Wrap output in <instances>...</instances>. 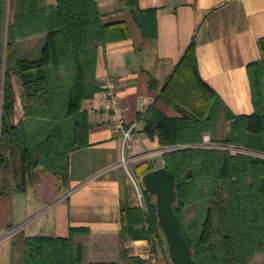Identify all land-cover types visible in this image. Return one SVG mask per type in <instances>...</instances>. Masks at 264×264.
<instances>
[{
  "label": "trees",
  "instance_id": "1",
  "mask_svg": "<svg viewBox=\"0 0 264 264\" xmlns=\"http://www.w3.org/2000/svg\"><path fill=\"white\" fill-rule=\"evenodd\" d=\"M119 2L137 9V0ZM10 6L7 19V1L0 0V196L25 193L38 169L64 175L68 155L89 145L83 102L99 90L98 48L130 37L125 22H103L95 0H10ZM131 12L142 36H154L147 20L152 11ZM261 51V61L248 68L253 114L233 115L200 79L192 42L157 96L182 116L166 117L153 106L137 115L144 116L142 132L149 139L174 149L163 154L161 166L175 178L174 211L201 264H249L264 251V158L203 147L208 136L212 145L264 153V41ZM13 77L21 87L17 124ZM161 166L138 165L134 176ZM143 200L145 210L122 209L121 219L128 215L151 242L165 246L155 200L144 188ZM190 210L195 216L188 224ZM87 233L71 228L67 238H24L22 264H80L82 248L73 239Z\"/></svg>",
  "mask_w": 264,
  "mask_h": 264
},
{
  "label": "crops",
  "instance_id": "2",
  "mask_svg": "<svg viewBox=\"0 0 264 264\" xmlns=\"http://www.w3.org/2000/svg\"><path fill=\"white\" fill-rule=\"evenodd\" d=\"M95 2L103 22H125L130 37L98 48L99 90L83 102L91 125L89 145L68 155L64 175L38 169L25 193L0 196V264H22V256L14 259L6 245L14 234H20V242L37 236L67 238L71 228L88 230L73 239L83 250L80 264H143L140 256L151 247L156 248L161 264H169L166 247H156L144 226L133 224L128 215L123 222L121 211L145 210L144 187L134 176V168L151 162L160 148L168 149L142 132L144 116L138 119L137 115L153 106L166 117L182 116L157 96L192 42L200 79L226 109L236 116L254 112L248 68L263 58L264 0H137V9L122 8L119 0ZM138 10L152 11L147 20L154 36H142L131 12ZM6 11L12 14L10 0ZM15 78L17 124L23 112L21 87ZM107 78L117 85L126 127H135L125 164L121 162L120 136L113 131L105 110ZM134 182L142 192L141 200ZM14 188L12 184L10 189Z\"/></svg>",
  "mask_w": 264,
  "mask_h": 264
},
{
  "label": "water",
  "instance_id": "3",
  "mask_svg": "<svg viewBox=\"0 0 264 264\" xmlns=\"http://www.w3.org/2000/svg\"><path fill=\"white\" fill-rule=\"evenodd\" d=\"M141 181L144 190L155 200L158 228L164 238L170 264H201L193 258V252L174 211L177 195L173 174L161 166L145 173Z\"/></svg>",
  "mask_w": 264,
  "mask_h": 264
},
{
  "label": "built area",
  "instance_id": "4",
  "mask_svg": "<svg viewBox=\"0 0 264 264\" xmlns=\"http://www.w3.org/2000/svg\"><path fill=\"white\" fill-rule=\"evenodd\" d=\"M104 88H105V110L109 113L110 116V125L113 131L120 136L121 139V156H122V163L125 164L126 156L125 154L127 151L132 147V140H133V132L135 127L130 126L126 127L125 122V112L121 106L119 96L116 92L117 85L116 83L107 78L104 81ZM134 185L138 191V199H142V192L139 189V186L136 182ZM156 247H158V241H154ZM140 260L143 264H161L159 255L157 254L156 248H150L140 256Z\"/></svg>",
  "mask_w": 264,
  "mask_h": 264
},
{
  "label": "rangeland",
  "instance_id": "5",
  "mask_svg": "<svg viewBox=\"0 0 264 264\" xmlns=\"http://www.w3.org/2000/svg\"><path fill=\"white\" fill-rule=\"evenodd\" d=\"M7 1H8L7 3H9V0H7ZM48 2L51 4L52 1H48ZM10 17H11V13H10V11H7V19L8 18L10 19ZM2 55H3V58H5V41L3 42V45H2ZM18 91H20V90H18ZM0 92H1V84H0ZM0 100H1V93H0ZM203 147L204 148H211V149H218V150H228L233 155H235L237 153H240V154H245V155H251V156L264 158V153L253 151V150L246 149V148H234V147H231V148L228 147L227 148V147H223V146L212 145V144H210L209 138L207 136L205 137ZM172 150H174V149H172ZM172 150L169 149V148L167 150H163V149L160 148L156 152V154L152 157L153 159H151V162L153 164H155L156 166L163 165V154L169 153ZM127 153H128V151H127ZM187 214H188L187 215V221H188L187 223L189 224V222L194 219L195 214H194L193 210L187 211ZM14 229H15V227H13L10 231H13ZM20 237H21L20 234L16 233L10 238L8 244H6L8 249L12 250L14 259H17V258L19 259L20 255L22 256V253H23L22 244L20 242ZM162 240H163L164 245H165V241H164L163 237H162ZM82 258H83V250H82ZM168 263L170 264L169 261H168ZM249 264H264V251L261 252V253L256 254L249 261Z\"/></svg>",
  "mask_w": 264,
  "mask_h": 264
}]
</instances>
